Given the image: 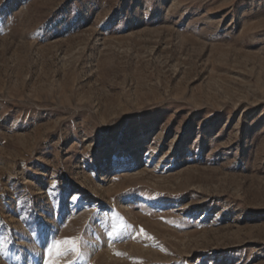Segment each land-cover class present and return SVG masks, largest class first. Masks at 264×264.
<instances>
[{"label":"rangeland","instance_id":"rangeland-1","mask_svg":"<svg viewBox=\"0 0 264 264\" xmlns=\"http://www.w3.org/2000/svg\"><path fill=\"white\" fill-rule=\"evenodd\" d=\"M56 229L74 264H264V0H0V264Z\"/></svg>","mask_w":264,"mask_h":264},{"label":"snow or ice","instance_id":"snow-or-ice-1","mask_svg":"<svg viewBox=\"0 0 264 264\" xmlns=\"http://www.w3.org/2000/svg\"><path fill=\"white\" fill-rule=\"evenodd\" d=\"M75 198V197H73ZM121 223L118 226H113L112 231L106 233L110 240L114 238H127L123 236L125 230L132 227L120 218ZM56 230H52L50 238L46 236L45 240L40 242L42 251L32 248L29 251V264H74L82 253L80 248V237H64L58 238ZM140 232L143 234L144 229L141 227ZM117 255H126L125 253L117 252ZM71 259H68V257ZM13 259L19 260L21 257L14 256Z\"/></svg>","mask_w":264,"mask_h":264}]
</instances>
